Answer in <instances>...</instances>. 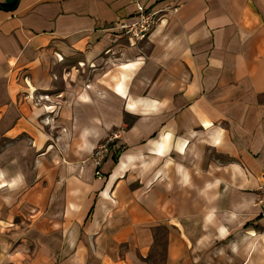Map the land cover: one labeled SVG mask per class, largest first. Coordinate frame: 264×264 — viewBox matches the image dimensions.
Returning <instances> with one entry per match:
<instances>
[{
    "label": "crops",
    "instance_id": "crops-1",
    "mask_svg": "<svg viewBox=\"0 0 264 264\" xmlns=\"http://www.w3.org/2000/svg\"><path fill=\"white\" fill-rule=\"evenodd\" d=\"M263 169L264 0L0 8V264H264Z\"/></svg>",
    "mask_w": 264,
    "mask_h": 264
},
{
    "label": "built area",
    "instance_id": "built-area-1",
    "mask_svg": "<svg viewBox=\"0 0 264 264\" xmlns=\"http://www.w3.org/2000/svg\"><path fill=\"white\" fill-rule=\"evenodd\" d=\"M135 7V13H133L128 20L119 21L116 25L119 33L126 38L129 45H136L146 40L152 29L161 19V13L168 9H172V7L169 6L159 10L149 9L138 1L135 2ZM116 135V132L110 134L104 142L97 146L94 152L96 165H99L104 160L109 151L108 143L116 138ZM261 182L264 185V173L261 174Z\"/></svg>",
    "mask_w": 264,
    "mask_h": 264
},
{
    "label": "bare ground",
    "instance_id": "bare-ground-1",
    "mask_svg": "<svg viewBox=\"0 0 264 264\" xmlns=\"http://www.w3.org/2000/svg\"><path fill=\"white\" fill-rule=\"evenodd\" d=\"M170 140H171V135L169 133H167L166 135H164L163 140H162V143H161V145H159L158 150L159 151H163V149H167L169 147ZM177 147L179 149H182V144L180 146L179 143H177Z\"/></svg>",
    "mask_w": 264,
    "mask_h": 264
},
{
    "label": "rangeland",
    "instance_id": "rangeland-1",
    "mask_svg": "<svg viewBox=\"0 0 264 264\" xmlns=\"http://www.w3.org/2000/svg\"><path fill=\"white\" fill-rule=\"evenodd\" d=\"M99 144H100V143H99ZM99 144H98V145H99ZM98 145H97V146H98ZM97 146L94 148V150H93L92 153H91L92 162H93V164L95 165V167H98V166L100 165V164H99V165H96V164H95V155H94V152H95ZM108 149H109V147H108ZM109 152H110V151H108L106 157L108 156ZM106 157H105V158H106ZM113 157H114V156H112V158H113ZM262 173H264V169H263ZM262 173H261V174H262ZM261 174H260V178H261ZM261 214L264 215V212L262 211ZM263 230H264V229H263Z\"/></svg>",
    "mask_w": 264,
    "mask_h": 264
},
{
    "label": "trees",
    "instance_id": "trees-1",
    "mask_svg": "<svg viewBox=\"0 0 264 264\" xmlns=\"http://www.w3.org/2000/svg\"><path fill=\"white\" fill-rule=\"evenodd\" d=\"M17 1L18 0H16L15 2H13L12 4H9V5H0V8H2V9H12V8H14L16 6Z\"/></svg>",
    "mask_w": 264,
    "mask_h": 264
}]
</instances>
